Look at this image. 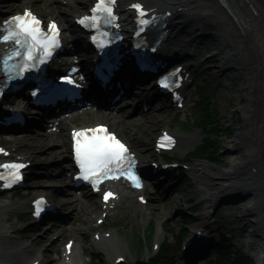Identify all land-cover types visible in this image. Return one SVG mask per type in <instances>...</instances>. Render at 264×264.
Instances as JSON below:
<instances>
[{"label":"bare ground","instance_id":"1","mask_svg":"<svg viewBox=\"0 0 264 264\" xmlns=\"http://www.w3.org/2000/svg\"><path fill=\"white\" fill-rule=\"evenodd\" d=\"M145 1L150 7L156 6L160 9H172L176 14L181 13V16H184L187 21L193 23L196 30L202 29L213 35L215 41L208 49L210 55L216 58V65L213 67V71L223 70L231 65L234 66L236 72H243V76L240 78L241 94L238 98L241 116L237 127V135L235 139L230 142V166H225L221 172L220 168L213 167L207 163H202L199 167H201L202 171H206V178L213 186H216L214 183L215 181H226L224 179H218L219 176H232L235 173L241 172L242 168H239L240 164L241 166L251 168V172L254 170L258 171L259 179L258 176H256L257 174L253 173V177L251 175V177L246 178L248 181L237 180L239 182H245L242 184L252 189V191L257 194V196L242 202L239 208L242 216L246 218L249 228L255 229L258 226V224L255 223L257 219L254 221L249 220L248 215L249 212H251L250 210L254 212L256 205L255 201H258V198L261 196L263 198L264 196V191L259 188L260 185H263L264 181V173L260 170L261 167L264 169V155L262 154V150L264 151V0H229L231 7L236 13L237 22L233 20V17H231L232 15L229 14L217 0ZM29 2H31V0H29ZM44 2L52 4L53 0H44ZM62 8L64 9L63 6ZM54 12L58 16L63 15V13L57 12L56 10H54ZM183 37L186 39L188 38L187 35ZM195 37L199 36L195 35L194 38ZM179 40L182 42L183 47H193L196 50L197 47L187 45L186 41ZM200 57H203V55L200 54ZM111 123L115 125L117 130L121 131L124 136L132 138L126 132V126L129 127L130 124L122 122H116L114 124L113 121H111ZM247 138L251 139V145L245 143ZM132 142L139 143L143 142V140L141 138H133ZM49 144L52 145L50 149L54 150L53 153H56L55 157H63V159L66 157V153L58 149L59 147L65 150L67 149L63 135L61 137L57 136L51 140ZM262 146L263 148H261ZM223 182L217 184L220 190L215 193L213 192L214 195L212 199H204L206 202L215 203L216 196L223 190L228 188L229 190L234 189V187H232L233 185L228 186V184ZM254 186H256V188H254ZM117 187L121 192V202L126 206L135 205L134 196L123 194L122 191L127 189L120 185H117ZM15 207L14 204L0 202V249L2 248L1 245H4L6 250L8 248V250H10L8 255L2 254L3 258L0 256V264H13L14 262H18L21 258L20 256L13 255V251L17 249L22 252L26 246L25 243L22 242H12L11 244L5 240L8 239V234L10 232V228L6 225L5 221H7L8 212ZM261 208H263L262 205ZM88 210L89 209L85 208L83 205L79 212H88ZM226 210L228 209L226 208ZM161 214L160 211L152 213L153 216H159ZM86 221H89V218H87ZM92 228L93 226L91 225L88 231ZM87 233L86 231L85 234L87 235ZM116 235V233H111L110 238L107 239L108 244H102V241L106 240V236L102 237L99 242H96L107 249L109 246H114L115 252L112 255L113 259L121 255L125 256L122 248L123 245H121L122 241L117 238ZM250 236L252 237V233ZM252 239L253 238L250 240V246L255 245L252 243ZM78 246L80 247V245ZM255 246L253 252L256 254L259 261L263 257V251L260 249L262 247L260 245ZM42 256L43 255L39 252L37 259L46 261Z\"/></svg>","mask_w":264,"mask_h":264},{"label":"rangeland","instance_id":"2","mask_svg":"<svg viewBox=\"0 0 264 264\" xmlns=\"http://www.w3.org/2000/svg\"><path fill=\"white\" fill-rule=\"evenodd\" d=\"M210 43H213V42H206L205 46L209 47L210 45H213ZM208 49L209 48H207V52H208ZM207 52L205 53V58L202 61H205L207 59V61H209L210 63H206V65L203 66V68L204 69L211 68V70L209 69L210 76H211L210 82H211V85L216 87L217 92H218V95L214 99V105L217 107L218 113L220 115L221 124L219 125L217 132L220 131L221 137L215 143H213L212 146L214 147V149L219 151V156L217 157L218 160L216 161V163L213 164V163H209L206 160H198V159L195 160V159L189 158L187 153H182L183 160L191 163V167L194 168V170L191 171L192 174L190 173V176L193 177L191 179H194L195 181V187L193 186V189L191 190V192H192L193 197L197 199V203L201 202L199 206L200 209L198 212L203 211L207 205L211 204V202H204V199L205 198L212 199V195L216 191H218L220 188L219 186H217V184L222 183L223 181H215L214 183L216 186H213V184H211L206 179V175H203L200 168L199 167L196 168V166L198 164L207 162L215 167L220 168V172L225 168V166L227 165L228 167L230 166V158H231L229 154L230 142L233 141L235 139V136L237 135V127L239 125V120L241 116L240 111H239V106H238L239 104L238 98H239V95L241 94L240 77L242 75H240L238 72L233 71V70L228 71L227 74H223V71H220V70L213 71L212 67L216 65V58L212 57L210 53H207ZM202 54H203V51H202ZM220 81L223 86H220ZM152 128L154 129L155 127L152 126ZM154 133L155 132H153V134ZM249 140H250L249 138L246 139V141H249ZM261 148H263V146ZM21 151L26 152L28 155H31L33 153V150H29V149H22ZM35 153L40 155L39 157H35L36 154L32 155V158H36L37 160H40V159L44 160L48 157V153H42V152H35ZM262 154L264 155L263 150H262ZM218 179L226 180L223 182L226 184H228L231 181L236 180L232 176H226V175L219 176ZM188 189L189 187L185 190V193H187ZM263 189H264V186H263ZM13 201L17 204L22 203L18 199H14ZM262 205H264V203ZM174 206L172 208H174ZM162 207L163 206L149 205V207L145 211L142 210V212H135L133 210H130L128 212L121 211L119 218L115 220L114 218H111L109 220V225L106 226L105 228L106 229L113 228V229L119 230V232L121 233L120 238L123 240L124 244H126L128 248H129V244L127 242L139 241L140 237L146 238L147 241L150 243V240L152 239L151 234L144 232V227L142 226V223L144 222V220L147 219V217H149V213H152L153 211H156V210L158 211ZM222 207L223 208L217 212L216 218H214V220H216V224H219L220 230L223 229L225 230V232L229 233L230 236H235V239H233V241L240 240L241 241L240 244L243 245L245 250L254 258V260H256V254L253 252V249H255V246L249 247L247 243V240L249 239L248 232L252 229L249 228V226L247 225L246 218H244L242 214L240 213V210H239L240 204L224 205ZM226 208L228 210H226ZM168 209L169 207H166V208L164 207V211L162 212L160 217H158L157 221L159 223L157 224V228L160 231V233L155 232L154 234V236L156 235L157 237L158 236H163V238L164 236L166 237L165 241L168 242L166 244V247L172 244H176L177 241L174 239L172 234H165L161 230L160 224L163 222V220L168 219L169 223L165 225V228L172 226L174 228L173 231L171 230L169 231H171V233L173 234L181 233L182 230L184 229L182 222H180L179 225H177L176 224L177 222H175L176 218L177 219L181 218V221H182V217L177 216L175 219H173L172 216H170L171 214ZM170 210H173V209H170ZM254 212H256V209L254 210ZM98 214H99V210L97 209L96 212L92 214V216L89 217L88 225L87 223H82V226H84V229H82L81 231L82 233H84L83 236L81 234H77L79 225H80L79 223L76 229L73 230V232L69 233L66 237V238L80 237L79 239L76 240V243L80 242L81 246L86 249L87 254L91 253V251L88 250L87 247L91 246L93 237H92V231L89 233V236H86L85 232L87 228L90 226V224L95 220V216ZM251 214L252 212H249L248 218L249 220L254 221L256 219V216H252ZM83 218L84 217H82V219ZM116 220L120 222V226L114 228L112 226V223ZM7 224L11 225L13 229L15 230L19 228L18 224H16L13 218H11L10 221L7 222ZM66 238L61 242L62 244L66 240ZM47 243L48 241H45L42 246H37V247H45V246L48 247L47 249L49 251V255H48L49 264H53L52 261L55 259L53 257H56V256L52 255L51 251L55 247L52 245L48 246ZM33 244L36 245V243H33ZM60 246L56 247L55 249L57 250L59 249L60 251L61 250ZM127 253L129 254V258L131 260H136V259H145L147 252L143 245L139 246L137 243L136 245L131 246V252L128 250ZM110 254L111 253L109 254L107 253L105 259L103 260L105 261V264H111ZM27 257L28 256L24 255L21 261V264H24V262L27 259H29ZM30 257H34V256L31 255Z\"/></svg>","mask_w":264,"mask_h":264},{"label":"snow or ice","instance_id":"3","mask_svg":"<svg viewBox=\"0 0 264 264\" xmlns=\"http://www.w3.org/2000/svg\"><path fill=\"white\" fill-rule=\"evenodd\" d=\"M115 0H98L95 7L92 9L93 15L84 17L80 22L83 24L85 21H91L96 25L103 19L105 22L111 23L115 19L113 15V5ZM134 8L140 11V15L144 16V10L140 4L133 5ZM9 27L5 30L4 34L0 36V42H14L19 49H23L25 62L20 66V71H26L29 62L35 66V61L38 58L36 53L38 50H43L45 55H51L50 49L58 46L57 36L58 29L56 25L50 24L49 28L52 35L49 36L43 32L40 25L41 21L38 20L31 11H25L22 15H17L11 18L10 21L5 22ZM149 21L141 20V24H147ZM22 53L19 50H14L15 56H20ZM8 57L5 59V67H7ZM42 62V60H41ZM71 83V81H68ZM164 87H169V84L162 82ZM103 128L88 129L79 133H74V136L83 137V140L77 139L75 144L76 159L79 163L82 176L85 180L91 179L94 183H98L104 178H109L113 172L121 171L127 176L128 179L133 180L136 186L139 187V178L131 172V168H123V164L130 161L127 160V148L115 138L114 135H97L96 133H105ZM87 133H92L89 136ZM164 139L171 143V137L165 136ZM24 167L22 164H4L0 168L8 170V175L5 176L0 173V179L9 180L7 186L11 183L21 179L19 169ZM111 178H118L111 176ZM111 196V193L105 195V199ZM43 201H37V212L39 215V205Z\"/></svg>","mask_w":264,"mask_h":264},{"label":"trees","instance_id":"4","mask_svg":"<svg viewBox=\"0 0 264 264\" xmlns=\"http://www.w3.org/2000/svg\"><path fill=\"white\" fill-rule=\"evenodd\" d=\"M230 264H253V262L247 254L238 250V254Z\"/></svg>","mask_w":264,"mask_h":264},{"label":"water","instance_id":"5","mask_svg":"<svg viewBox=\"0 0 264 264\" xmlns=\"http://www.w3.org/2000/svg\"><path fill=\"white\" fill-rule=\"evenodd\" d=\"M260 212H261L259 215V218H260L259 229H260V231H258V233H256L255 235H257L260 238V240H258V241H259V243L262 246L263 251H264V210L262 211L260 209Z\"/></svg>","mask_w":264,"mask_h":264}]
</instances>
